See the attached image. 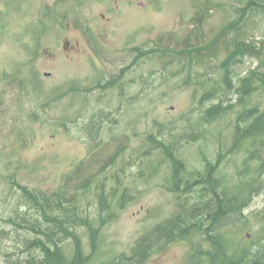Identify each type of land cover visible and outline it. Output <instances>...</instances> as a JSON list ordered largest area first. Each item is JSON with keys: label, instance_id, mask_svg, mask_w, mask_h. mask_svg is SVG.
Wrapping results in <instances>:
<instances>
[{"label": "rangeland", "instance_id": "374dc122", "mask_svg": "<svg viewBox=\"0 0 264 264\" xmlns=\"http://www.w3.org/2000/svg\"><path fill=\"white\" fill-rule=\"evenodd\" d=\"M242 5V0H0V264L41 259V250L31 245L36 235L8 223L17 213L35 215L23 205L20 186L48 195L75 192L91 218L103 185L110 196L118 193L115 187H125L131 198L102 228L96 254L89 228H75L84 255L93 254L89 264H102L131 256L144 234L179 212V200H193L170 190L171 162L151 135L173 145L188 172L202 170L205 157L215 161L221 149L226 158L218 167L234 171L241 161L240 152L229 150L237 113L210 117L211 123L205 115L219 112L221 101L225 107L237 104L241 79L252 71L264 73V15L242 35L258 47V55L239 56L228 82L225 48L195 61L176 51L206 44ZM65 30L72 45L78 41L69 56ZM53 51L57 60H49ZM218 83L223 93L229 91L224 99L201 98ZM248 98L250 106L264 102V89ZM87 178L94 184L80 191ZM242 214L246 224L237 215L226 230L229 237L253 246L264 242V180ZM62 245L72 257L75 237L68 235ZM191 253L192 241L178 238L154 246L139 264H187Z\"/></svg>", "mask_w": 264, "mask_h": 264}, {"label": "trees", "instance_id": "16d2710c", "mask_svg": "<svg viewBox=\"0 0 264 264\" xmlns=\"http://www.w3.org/2000/svg\"><path fill=\"white\" fill-rule=\"evenodd\" d=\"M242 1L243 5L233 10L234 18L210 41L199 47L176 52L195 61L199 58L212 59L217 54L216 49L225 48L229 53L222 64L226 71L224 80L230 81V69L239 60V56L259 53L255 50L258 47L243 39L242 35L248 31L255 17L264 15V0ZM197 15H201L197 18L201 21L203 18L201 12L199 11ZM200 25L195 28L197 37L200 35ZM241 81L242 84L236 89L241 94L238 103L242 109H236L238 103L225 107L221 101L222 105H219L220 110L218 109L221 113L216 112L219 113L217 115L208 111L205 115L206 123H211V119L217 120L229 110L237 113L234 145L229 150L235 154L240 152L241 161L237 163L235 161L234 171L228 173L222 165L218 167L220 159L226 158V152L221 149L215 161L205 157L202 170L188 172L182 159L174 151L173 145L151 135L149 140L155 141L171 162L173 175L170 190L178 193L179 197L194 196L193 200H179V212L165 224L158 225L144 234L138 240L131 256H113L110 261L102 264H139L149 256L154 246L178 238L192 241V253L187 264H264V242H257L255 246L239 243L232 235L229 237L226 231L232 227V220H237L235 217L240 216V221L246 224L247 218L243 216L242 211L264 180V102L255 103L253 106L248 103V96L264 89V73L252 71L249 78H243ZM231 87L232 83L229 88ZM221 90L222 86L218 83L207 89L201 98L224 99L222 95L226 96L229 91L223 93ZM246 141H249V144H246ZM86 168L87 166H81L82 170ZM216 168L219 169L215 172ZM81 174L82 171L74 175L81 177ZM74 175L71 176L72 180H75ZM83 181L79 188L80 191L86 192L94 183L89 178ZM121 187L123 186L115 187V190L118 188V193L115 191L111 196L106 194L104 185L101 187L98 195V213L95 218H91L79 207L77 203L79 198L75 192L57 191L48 195L45 192L31 190L27 186H20V199L23 205L29 206L37 216H31L28 212L17 213V217H11L8 223L32 231L36 235L31 245L41 250L38 264H89L93 262L92 256L98 250V238L102 228L114 218L116 207L124 208L129 201L128 197L131 198L128 190ZM78 226L89 228L93 250L90 256L84 255L81 239L75 232ZM68 235L76 239L72 257H68L62 245ZM35 259L33 258L34 261Z\"/></svg>", "mask_w": 264, "mask_h": 264}, {"label": "flooded vegetation", "instance_id": "af4514ba", "mask_svg": "<svg viewBox=\"0 0 264 264\" xmlns=\"http://www.w3.org/2000/svg\"><path fill=\"white\" fill-rule=\"evenodd\" d=\"M74 26L76 27V29L79 31V22H78V20H75L74 21ZM66 30L63 32V41L62 42H64L65 41V37H66ZM66 46H65V48H66V50H68L67 51V55L69 56V54H70V52L69 51H72L73 49H74V47H75V45H77L78 44V41L76 42V44L74 45H72V41H70V39H69V37L67 36L66 37ZM66 53V52H65ZM65 53H61V56H64L65 58L63 59V60H67L66 59V57H67V55L65 54ZM57 54H56V52L55 51H53V52H51L50 53V55H49V60H57ZM77 81H74V83H76ZM73 87H74V89H76V87H75V85H73Z\"/></svg>", "mask_w": 264, "mask_h": 264}]
</instances>
